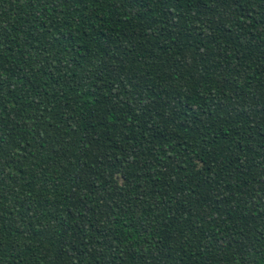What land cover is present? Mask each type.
Segmentation results:
<instances>
[{"label": "trees", "instance_id": "16d2710c", "mask_svg": "<svg viewBox=\"0 0 264 264\" xmlns=\"http://www.w3.org/2000/svg\"><path fill=\"white\" fill-rule=\"evenodd\" d=\"M0 264H264V0H0Z\"/></svg>", "mask_w": 264, "mask_h": 264}]
</instances>
